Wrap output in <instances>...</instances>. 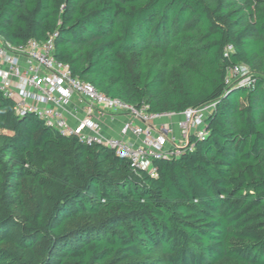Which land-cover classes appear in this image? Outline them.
I'll return each instance as SVG.
<instances>
[{"label": "trees", "instance_id": "1", "mask_svg": "<svg viewBox=\"0 0 264 264\" xmlns=\"http://www.w3.org/2000/svg\"><path fill=\"white\" fill-rule=\"evenodd\" d=\"M0 36L152 113L213 104L150 176L0 92V264H264V0H0Z\"/></svg>", "mask_w": 264, "mask_h": 264}, {"label": "built area", "instance_id": "2", "mask_svg": "<svg viewBox=\"0 0 264 264\" xmlns=\"http://www.w3.org/2000/svg\"><path fill=\"white\" fill-rule=\"evenodd\" d=\"M252 75L247 65L236 64L225 81L249 85ZM0 92L17 116L34 114L64 136L102 144L150 176L157 174L156 159L178 157L192 148L191 137L207 134L205 118L213 107L152 113L145 104L110 97L55 58L53 36L18 46L0 36Z\"/></svg>", "mask_w": 264, "mask_h": 264}, {"label": "rangeland", "instance_id": "3", "mask_svg": "<svg viewBox=\"0 0 264 264\" xmlns=\"http://www.w3.org/2000/svg\"><path fill=\"white\" fill-rule=\"evenodd\" d=\"M217 264H234V262L231 259L226 258V259L219 261Z\"/></svg>", "mask_w": 264, "mask_h": 264}]
</instances>
